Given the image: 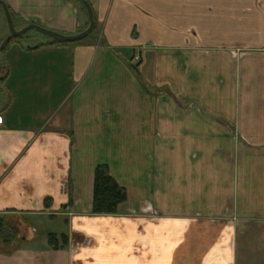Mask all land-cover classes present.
<instances>
[{
    "label": "crops",
    "instance_id": "obj_1",
    "mask_svg": "<svg viewBox=\"0 0 264 264\" xmlns=\"http://www.w3.org/2000/svg\"><path fill=\"white\" fill-rule=\"evenodd\" d=\"M2 1L21 28L88 27L77 0ZM86 1L87 38L0 57V217L22 234L0 264H264V0ZM101 165L115 215H92ZM46 218L58 250L26 224Z\"/></svg>",
    "mask_w": 264,
    "mask_h": 264
},
{
    "label": "trees",
    "instance_id": "obj_2",
    "mask_svg": "<svg viewBox=\"0 0 264 264\" xmlns=\"http://www.w3.org/2000/svg\"><path fill=\"white\" fill-rule=\"evenodd\" d=\"M78 1V0H77ZM79 2V1H78ZM56 45H65L67 43H58L53 41ZM126 191L120 187L115 180L110 176L108 167L101 165L95 168L93 177V201H92V215H115L118 211L119 205L126 202ZM0 227L4 228V218L0 217ZM6 228V227H5ZM4 228V229H5ZM17 239L12 236L9 239L0 241L2 245H11ZM60 241L62 246L67 245L68 239L66 236H61ZM48 245L52 250L59 249V241L53 234L47 235Z\"/></svg>",
    "mask_w": 264,
    "mask_h": 264
},
{
    "label": "rangeland",
    "instance_id": "obj_3",
    "mask_svg": "<svg viewBox=\"0 0 264 264\" xmlns=\"http://www.w3.org/2000/svg\"><path fill=\"white\" fill-rule=\"evenodd\" d=\"M5 15L0 14V37H3L6 34V30H5V24H4V20L3 17ZM15 27L16 28H21L20 25H18L17 23H15ZM31 38L30 41H34L35 38L39 39V40H47V37H44L38 33H36L35 31H30L28 33ZM236 145L246 148V149H251L253 147L252 143H248V142H235ZM263 146H261L260 148H264V144H262ZM149 208H145L142 207L141 210L138 212L139 214H143V213H147ZM154 214L153 212H151V217H153ZM153 219V218H152ZM21 221L17 218V217H13L10 216L8 218L4 219V228L0 227V241H2L3 239H9V237L14 236L17 240L20 239L22 237V234L19 231V227H20ZM27 226L29 227V229H34L35 230V234L38 236V242L44 241V239L46 238L47 234L50 232H55L60 234V230H63V223L59 220H49V218H46L45 220H41V219H29L28 221H26ZM77 237V236H75ZM76 239V243L78 242H84L85 239L82 238L81 236L78 235ZM74 239V240H75ZM89 241H86L88 243H91V240L88 239Z\"/></svg>",
    "mask_w": 264,
    "mask_h": 264
},
{
    "label": "water",
    "instance_id": "obj_4",
    "mask_svg": "<svg viewBox=\"0 0 264 264\" xmlns=\"http://www.w3.org/2000/svg\"><path fill=\"white\" fill-rule=\"evenodd\" d=\"M78 1L81 3V5L83 6V8L86 11L87 18H88V27L86 30H84L83 32H81L75 36L60 35V34H57L55 32L44 29L40 26L34 25V24L28 25L25 28H23L22 30H20L19 32H16L14 29L11 17H10V13H9L8 8H7L6 4L4 3V1L0 0V6L4 12V15H5L7 24H8V29H9L11 36L20 37L29 31H36L40 35L47 37V38L51 39L52 41H55L58 43H74V42H78V41H81L82 39L87 38L89 35H91V33L93 32V29H94V17H93V12H92L90 5L88 4V2L86 0H78Z\"/></svg>",
    "mask_w": 264,
    "mask_h": 264
},
{
    "label": "flooded vegetation",
    "instance_id": "obj_5",
    "mask_svg": "<svg viewBox=\"0 0 264 264\" xmlns=\"http://www.w3.org/2000/svg\"><path fill=\"white\" fill-rule=\"evenodd\" d=\"M8 11H9V9H8ZM9 13H10V11H9ZM0 14L4 15V12H3L1 6H0ZM10 17H11V20H12V23H13V26H14V29L16 32H19L20 30H22L23 28L26 27L25 26L22 28H16L15 27V20H14V17L11 15V13H10ZM3 20H4V24H5L6 34L3 37H0V57L1 58L6 57V55L10 51V49L13 48L14 46L22 47L24 45L27 47V50H29L31 48V44L29 43V42H31L30 41L31 36L28 34L30 31L27 32L26 34L20 36V37H13V36H11V34L9 32L8 24H7L5 16L3 17ZM3 65H4L3 63H0V89L3 87L4 81H5L4 80L5 71H4Z\"/></svg>",
    "mask_w": 264,
    "mask_h": 264
}]
</instances>
